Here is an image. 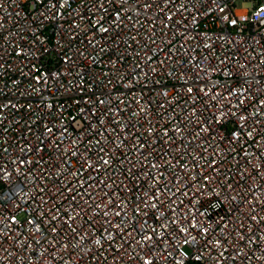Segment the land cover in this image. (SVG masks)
Segmentation results:
<instances>
[{"label":"built area","instance_id":"2783aa9c","mask_svg":"<svg viewBox=\"0 0 264 264\" xmlns=\"http://www.w3.org/2000/svg\"><path fill=\"white\" fill-rule=\"evenodd\" d=\"M0 264H264V0H0Z\"/></svg>","mask_w":264,"mask_h":264}]
</instances>
